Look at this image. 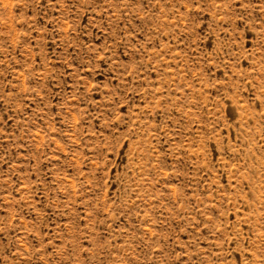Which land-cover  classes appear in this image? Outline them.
I'll use <instances>...</instances> for the list:
<instances>
[{"label":"rangeland","instance_id":"374dc122","mask_svg":"<svg viewBox=\"0 0 264 264\" xmlns=\"http://www.w3.org/2000/svg\"><path fill=\"white\" fill-rule=\"evenodd\" d=\"M0 264H264V0H0Z\"/></svg>","mask_w":264,"mask_h":264}]
</instances>
